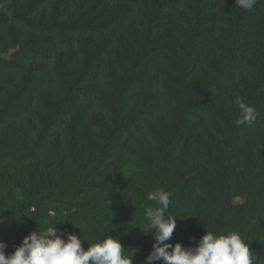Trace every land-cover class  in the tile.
<instances>
[{
  "label": "trees",
  "instance_id": "trees-1",
  "mask_svg": "<svg viewBox=\"0 0 264 264\" xmlns=\"http://www.w3.org/2000/svg\"><path fill=\"white\" fill-rule=\"evenodd\" d=\"M1 1L8 7L0 9V36L1 29L7 27L8 13L24 19L27 23L23 24L29 23L27 9L34 0L31 3ZM135 1L60 0L53 19L44 23L61 24L57 29L60 40L52 38L45 47H28L31 33H38V28L29 32L16 27L8 42L7 33L2 32V41L8 45L15 39L21 51L19 58L3 59L0 65V243L6 246V254L14 250L23 236L43 226L45 219H58L54 226L63 239L69 231L86 239L90 226L98 218L108 222L111 219V224L113 219L119 221L117 227L124 236V252L130 253L148 242L142 231L143 212L147 205L154 203L148 201V193L157 188L170 193L167 214L177 216L175 238H170V243L195 246L206 229L223 234L236 231L249 249L264 250V239L260 238L264 235V192L262 199H254L249 191L246 202L234 207L230 205L234 186L229 185L225 173L228 167L232 174L245 177L246 173L240 172L241 166L249 171L258 165L262 169L258 179L264 182V55L249 56L245 53L247 49H240L245 51L242 56L236 55L233 62L237 66L231 69V77L223 67L219 69L221 60L210 57L213 50H199L193 58L182 59L178 44L186 43L188 34L184 32L186 27L178 22L186 15L181 8L188 3L177 6L178 0H170L159 6L160 14L153 10L151 17L146 15L150 2L139 8ZM233 6H236L234 0L221 3L212 0L208 6L199 4L194 13L196 22H213L207 38L215 30L221 8L238 11L240 17L247 13L248 9L236 6L234 10ZM177 8L182 13L175 18ZM251 10L264 20V0H256ZM200 14L208 15L199 17ZM254 17L258 20V16ZM135 19L137 23L129 24ZM34 20L38 21L39 16ZM253 23L257 24L255 20ZM241 25L238 33L243 32L246 24ZM254 27L247 30L248 36L253 35ZM139 28L144 31L142 42ZM157 30L153 36L152 32ZM55 32L53 29L52 34ZM214 37L216 34L208 40ZM74 41L88 57L81 66L77 84L54 85L48 81L49 86H38L45 60L50 59L55 47L70 48ZM139 42L137 51L132 43ZM17 46H14L16 52ZM132 52L140 56L135 55L138 58L134 59ZM30 59L44 62L42 73H33L36 70L29 68L26 75L21 73ZM129 66L133 68L128 70ZM96 68L106 71L110 75L108 79L112 78L114 86L106 93L95 88L92 81ZM11 69L16 71L10 72ZM234 91L255 109L253 122L236 124L238 116L228 108ZM161 97L168 103L169 112L167 115L160 112L155 117L151 109L160 105ZM129 108L135 109V114L122 117L120 113L130 112ZM66 114L80 124L66 126L63 122ZM103 114L108 116L111 125L100 117ZM170 114L172 118L167 120ZM123 130L129 133L119 139ZM106 131L115 134L103 145L94 141L92 148L83 136L86 132L91 138H103ZM148 133L156 136L157 142L154 149L145 150L147 145L143 139ZM196 134L202 138L207 135V139L198 146L195 141L183 139ZM7 158L13 160L8 168ZM229 161L234 164H228ZM130 166L137 176L133 181L127 180L125 186L118 185ZM14 170L22 201L13 199L7 205V183L9 177L14 181L11 174ZM51 210L56 212L55 217L48 216ZM184 231H188L187 241H181ZM82 246L86 249L87 241L82 240Z\"/></svg>",
  "mask_w": 264,
  "mask_h": 264
},
{
  "label": "rangeland",
  "instance_id": "rangeland-1",
  "mask_svg": "<svg viewBox=\"0 0 264 264\" xmlns=\"http://www.w3.org/2000/svg\"><path fill=\"white\" fill-rule=\"evenodd\" d=\"M33 0H24V2H32ZM60 0H34V3L28 7L27 11L30 12V16H29V23L28 24H23V22H26L24 19H22L21 17H18V15H13L12 13H8V17H9V21H7L6 26L7 27H3L1 29V36H0V65L3 59H5L6 61L12 58H19L21 56V51H20V47L18 42H16L15 39H12L11 37V42L7 45L6 41H2L3 39V35L2 32L5 31L7 33V42L9 39V35H11L12 31L14 30V28L16 27H20L25 31H34L38 28V33H31L32 34V38H31V43L29 44L28 47H37L39 45H43L44 47L47 46L48 42L52 40V38L57 39L58 41L60 40L59 37V33H58V28L61 26V24H44L45 22H50V20L53 19V14H54V9L56 7V4L59 2ZM150 2V6L152 7H147L146 8V15L148 16H154V11L153 10H157L159 6L161 5L163 7V4L166 2H170V0H136L135 2L137 4H139V8H141L142 6L146 5V2ZM199 0H178V2L176 3L177 6H181L184 3H188L187 7H185L184 9L181 8L183 10V14H186L185 16L183 15L178 24L181 22L182 26L186 27L184 31L186 34V43L184 41L181 42V45L178 44V48H179V53H180V57L182 59L187 57H191L193 58L194 55H196V52L199 50H205V51H210L213 50V54L210 55V57L212 56L217 60H221L220 61V67L219 69H221V67H223V69H225L226 73L228 76L231 77V69H233L235 65L233 62L236 59V55L240 56L241 54H243V52L245 50H240V49H247V51L245 53H248L249 56H253V55H259L261 57H263L264 53V20H262V18L254 13L255 11L248 9L247 13L243 14L241 17L238 15V11H233L232 9L226 7L221 8V12L217 13V19L219 20L216 24H215V30L212 34H216L217 37H214L213 40H208L209 37L212 35H210L208 38V31H209V26L210 24H213V22L205 21L207 22L206 24H202L200 22H196V19H194V13L196 11L197 8H199V4L203 5L206 4L208 6V3L212 2V0H200V3H198ZM219 3L225 1V0H218ZM207 2V3H206ZM103 4V3H102ZM171 5V3H170ZM224 5V4H222ZM5 6L8 7V5H6L5 3H3V1L0 0V9ZM102 6V5H101ZM156 6V7H154ZM183 6V5H182ZM228 6V5H227ZM111 7V6H110ZM236 6H233V9L235 10ZM57 8V7H56ZM239 7H237L238 9ZM11 8H8V10H10ZM179 11V8H177V10H175L176 13V17L179 13H182V11ZM145 10V9H144ZM205 9L203 8V11ZM56 11H61L60 9L56 10ZM229 11H233L234 13H230ZM207 13L210 14L211 11H206ZM46 14V17L43 18V15ZM158 14H160V12L158 11ZM252 14H255L253 16H258V20L255 19V17L253 18ZM208 14H200L199 17H205ZM238 15V16H237ZM35 16H39V20H41L39 22L34 20ZM237 16V17H234ZM1 17V16H0ZM3 17V16H2ZM155 18V17H154ZM215 19V18H213ZM256 21V23H253V21ZM36 21V23H35ZM155 21V20H154ZM196 22V24H194ZM27 23V22H26ZM137 23V19H135L133 22L129 21V24H134ZM37 24V26L35 25ZM241 24H246L244 25L243 28V32L242 33H238L237 30L238 28H241L242 25ZM251 27H250V25ZM76 25V24H74ZM155 25H157V23H155ZM252 25L254 27L253 29V35L252 36H248L247 35V30H251L252 29ZM74 27V26H73ZM257 28V31H256ZM56 29L55 34H52V30ZM140 29V28H139ZM141 30V29H140ZM144 31H140V40L141 42L144 41L143 38L145 39V36H143ZM153 36H155L158 33V30L155 32H152ZM72 34V33H71ZM50 36V37H49ZM190 36V37H189ZM26 37V36H25ZM223 38L222 42H218L219 38ZM119 38V37H118ZM124 38V36H123ZM191 38V39H189ZM207 38V39H206ZM56 40V41H57ZM43 41V42H42ZM6 43V44H5ZM133 46H135L136 49H138L137 51H139V48L141 46L140 42L137 43H132ZM18 45V46H17ZM14 46L18 47V50L16 52V48ZM14 47V48H12ZM70 47V46H69ZM72 47V46H71ZM67 48L66 46H56L55 49L53 50V52H51V56L49 60H45V69L43 74L40 75L41 79L37 81V85L38 86H49L48 83L52 82L54 85H62V83H69L71 86L74 84H77V81L79 80L80 76H81V66L83 63L86 62V60H88V57L86 55H83L81 52V47L78 45V43L76 41H74V45L72 48ZM22 50V49H21ZM164 50V49H163ZM15 51V52H14ZM74 55H72V53ZM226 52V53H225ZM134 57L137 53H133ZM224 55H229L228 57H225ZM32 56L34 57V54H32ZM136 56H140V55H136ZM242 56V55H241ZM209 57V59H210ZM75 58V59H74ZM138 58V57H137ZM136 57H134V59H137ZM143 58V57H141ZM203 60H205V57L203 55L202 57ZM208 59V61H209ZM256 60V59H255ZM259 61V57L257 59V63ZM76 62V65L75 63ZM26 64L24 66H27L25 68V70L21 73L26 75V70L29 68V70H36L33 73H42V68H41V64L44 63L42 61L41 63V59H30L29 61L25 62ZM68 63V65H67ZM130 64H134L133 61L130 62ZM237 64V63H236ZM232 66V67H231ZM133 66H129L128 70L132 69ZM139 68V67H138ZM141 69V68H139ZM138 69V70H139ZM96 68L95 71V75L93 77V82L95 85V88L97 87L98 90H101V92L106 93L109 91V89L112 87L113 85V81L112 78L108 77L110 75H108V73L106 71H100L101 69ZM16 70L12 69L10 70V72H15ZM97 72V75H96ZM0 73L1 69H0ZM141 74V73H140ZM20 75V74H18ZM47 75V77H46ZM96 78V80H95ZM1 79V76H0ZM20 79V76H19ZM3 80V79H2ZM114 80V79H113ZM49 81V82H48ZM229 81V80H228ZM45 82V83H44ZM91 82V81H90ZM114 86V85H113ZM113 88H116L113 87ZM231 91H233L230 88ZM152 94V93H151ZM232 104H228V108H230L232 110V113L234 112V114H237V116L239 117V107H238V101H243L241 96H239V94L237 93V91H234L232 93ZM160 101V105L156 108V109H151L154 113L153 116H157L160 115V112L162 113H166L169 112V108H168V103L162 101V97L159 98ZM153 103V102H152ZM153 105V104H150ZM131 105H129L130 107ZM139 109V108H138ZM124 111L125 108L123 109ZM130 112L127 111V113L123 112L122 114L120 113V115L123 117V115L131 117L135 114V109L133 111L132 108H129ZM213 109H211L212 112ZM105 111V110H103ZM97 113V112H96ZM173 114H170L169 119L172 118ZM177 115V114H176ZM63 122H66L67 124H65L66 126H68L69 128H72V124L77 123L74 121L73 117H70L68 114H66L65 116H63ZM66 117V118H65ZM101 118H103L104 120L108 121V125H111V121L108 119V116L106 114H103L100 116ZM93 119L89 120L92 121ZM86 123V122H85ZM82 123L81 125L85 124ZM80 124V123H77ZM93 122H91L90 125H92ZM78 129V128H77ZM83 129V128H82ZM110 130H112V126L110 128ZM83 131H85V128L83 129ZM123 134L119 135V139L124 138L126 135H128V133H126L125 130H123ZM166 132H168V130L166 129ZM165 132V134H166ZM172 133V131L170 132V134ZM115 133H110L106 134L103 138H98V137H90L86 132L83 133V136L85 138V141L87 140L90 144V147L92 148L94 141L98 142L99 145H103V142H106V140L111 139L114 136ZM51 135V134H49ZM162 135H164V132H162ZM143 136V134H142ZM187 136V134H186ZM183 137V139L188 140V141H192L197 144H202V142L204 140L207 139V135L204 136V138H202V136L199 135H194L193 137H191L190 139H187V137ZM145 139H143V143L146 146L145 150H147V148L152 147V149H154L155 144L154 142H157V140L155 139V137L150 136V134H146L144 135ZM0 140H1V136H0ZM67 139H65L66 141ZM86 141V142H87ZM228 158H232V157H228ZM19 161V159H17ZM16 160V164L18 163V161ZM13 163L12 159L7 158L5 165L6 167H10L11 164ZM228 164H234L232 161H229ZM18 166V165H17ZM227 167V166H226ZM262 167V166H261ZM20 167L18 166L17 170ZM124 167H119V170H122ZM130 168H134L133 166H130L129 169H125L124 171V178H122L119 182L118 185L122 186V183H125L126 181H133L134 177L137 175L133 174V171ZM1 170H2V165H1ZM124 170V169H123ZM242 170L246 173L245 177L243 176L244 174H232L233 172H230L229 168L227 167L226 169V175L229 178L230 181L229 185L234 186V188L232 189V196L230 198V205L234 206V207H241L245 202H246V197L247 194L249 193V191H252V196L254 197V199H262L263 192H264V182L261 183L259 181V177L257 174H259L260 170H262L258 165L255 167L254 165L250 168L249 171H246L244 169L243 166L240 167V172L242 173ZM14 175V181L13 179H10L11 177H9L8 179L10 180L8 184V196L12 197V198H8L7 196V200L6 203L7 205L10 204V200L16 199L18 201H22L21 200V195L20 192L17 188L16 182H17V178L15 176V170L13 173H11ZM118 177V173L115 174ZM153 181V180H152ZM251 185L249 188L248 186ZM140 192H142L141 190H139ZM146 193V192H145ZM137 195V194H136ZM145 194H143L142 192V197H144ZM251 196V198H252ZM137 199V197H136ZM264 199V197H263ZM119 222V221H118ZM117 221H114L113 219V223L111 225H115L116 227L113 228L111 226H106V230L104 232V225L108 223V221H103L100 220L99 218L97 219V221L93 224V226L91 225L90 227H92L89 235L86 237L85 240H87L89 242V244L93 243L95 240H97L100 235V239H103V237L105 235H111L113 237H116L120 240L121 244L124 246V244L122 242H124L123 238L124 236L122 235L121 229H119L117 227L118 224ZM71 233H74L72 231H69ZM65 233V236L67 238V233ZM104 232V233H103ZM188 231H184L182 236H181V241H187L188 238L187 234ZM78 234V233H75ZM256 236V234H253ZM153 237H154V233H149L144 237V240H147V244L144 245H139L136 249L133 250L134 255H133V264H142V261L144 260L145 256L148 254V252L151 250V246L153 243ZM189 237V236H188ZM172 239L175 238V233L172 234L171 236ZM262 239H264V235H261ZM179 241L180 238L178 237ZM182 239H186V240H182ZM264 248V245H263ZM251 254H252V258L254 261V264H264V253L262 250H258V249H250ZM125 255H130L131 252H124ZM153 264H163V261H155L153 262Z\"/></svg>",
  "mask_w": 264,
  "mask_h": 264
},
{
  "label": "clouds",
  "instance_id": "clouds-1",
  "mask_svg": "<svg viewBox=\"0 0 264 264\" xmlns=\"http://www.w3.org/2000/svg\"><path fill=\"white\" fill-rule=\"evenodd\" d=\"M234 4L247 10L253 8L256 0H234ZM238 107L240 114L237 125L256 119L252 106L238 101ZM147 199L154 203L144 209L142 231L145 235L154 233V237L151 250L142 264L161 260L163 264H254L247 242L236 231L223 234L206 229L195 246L170 243L177 217L167 214L171 203L170 193L157 188L148 193ZM48 216L55 217L56 212L51 210ZM57 220L45 219L43 226L23 236L10 254L5 253L6 246L0 243V264H133L134 252L125 255V248L118 238L105 235L100 239V235L89 244L80 235L69 232L67 238L63 239L54 226ZM106 226L116 227L111 225V219L104 225V232ZM82 240L88 243L86 249L82 246Z\"/></svg>",
  "mask_w": 264,
  "mask_h": 264
}]
</instances>
